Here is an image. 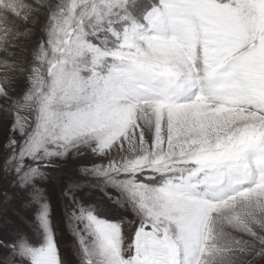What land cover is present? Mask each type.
I'll return each instance as SVG.
<instances>
[{
  "label": "snow or ice",
  "instance_id": "snow-or-ice-1",
  "mask_svg": "<svg viewBox=\"0 0 264 264\" xmlns=\"http://www.w3.org/2000/svg\"><path fill=\"white\" fill-rule=\"evenodd\" d=\"M0 254L264 264V0H0Z\"/></svg>",
  "mask_w": 264,
  "mask_h": 264
},
{
  "label": "rangeland",
  "instance_id": "rangeland-1",
  "mask_svg": "<svg viewBox=\"0 0 264 264\" xmlns=\"http://www.w3.org/2000/svg\"><path fill=\"white\" fill-rule=\"evenodd\" d=\"M25 52L27 53V49H25ZM53 201L56 202V194L53 193ZM0 258H2V254H0Z\"/></svg>",
  "mask_w": 264,
  "mask_h": 264
}]
</instances>
